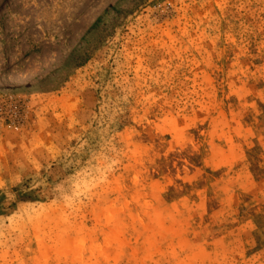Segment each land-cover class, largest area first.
Returning <instances> with one entry per match:
<instances>
[{"label":"rangeland","instance_id":"rangeland-1","mask_svg":"<svg viewBox=\"0 0 264 264\" xmlns=\"http://www.w3.org/2000/svg\"><path fill=\"white\" fill-rule=\"evenodd\" d=\"M0 264H264V0H0Z\"/></svg>","mask_w":264,"mask_h":264}]
</instances>
